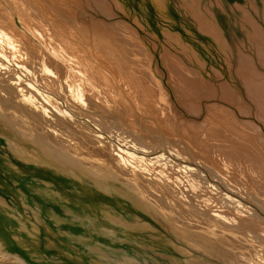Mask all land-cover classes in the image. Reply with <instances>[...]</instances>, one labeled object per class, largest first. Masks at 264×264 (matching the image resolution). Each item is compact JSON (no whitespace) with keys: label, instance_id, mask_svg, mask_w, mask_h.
Returning a JSON list of instances; mask_svg holds the SVG:
<instances>
[{"label":"bare ground","instance_id":"bare-ground-1","mask_svg":"<svg viewBox=\"0 0 264 264\" xmlns=\"http://www.w3.org/2000/svg\"><path fill=\"white\" fill-rule=\"evenodd\" d=\"M151 1L168 13V0ZM129 2L0 0V129L13 137L21 157L73 175L75 168L98 175L99 188L136 201L139 194L182 228L193 247L224 264H264V218L236 197L264 210V129L216 103H206L200 123L180 119L137 28L120 18L128 15ZM248 19L261 38L250 41L264 66V27ZM135 23L145 28L138 18ZM212 25L201 29L218 38ZM165 34L176 40L169 30ZM223 42L231 48L226 36ZM187 46V57L204 68ZM241 49L236 71L264 125V73ZM162 57L175 87L189 93L181 95L192 114L200 115L203 97L216 95L237 104L245 117L254 114L228 81L214 84L167 48ZM6 263L26 264L2 252L0 243V264Z\"/></svg>","mask_w":264,"mask_h":264},{"label":"rangeland","instance_id":"rangeland-1","mask_svg":"<svg viewBox=\"0 0 264 264\" xmlns=\"http://www.w3.org/2000/svg\"><path fill=\"white\" fill-rule=\"evenodd\" d=\"M151 3V0H134L128 4V15H119L137 28L152 54L155 78L168 94L180 119L200 123L207 114L206 105L216 103L233 109L240 119L253 120L264 129L255 116V103L236 71L238 51L242 48L244 53L255 58L258 69L264 73L250 36L258 43L262 41L248 19L255 17L264 27V0H168L166 16ZM237 3L245 8L238 7ZM210 11L216 17H212ZM89 12L106 19L98 11ZM136 18L145 28L136 25ZM203 23L214 24L220 33L218 38L206 34L201 29ZM167 29L178 43L165 34ZM224 36L230 42L229 49L224 45ZM182 45L196 50L198 58L205 63L204 68L187 57ZM165 48L182 58L185 65L198 67L214 84L228 81L238 90L243 102L253 108L254 114L245 117L237 104L219 95L210 99L203 97L200 101L203 112L192 114L183 104L185 97L181 95L189 93L178 89L171 81V72L162 57ZM214 68L222 75L219 76ZM19 138L21 144H33L24 137ZM13 141V137L0 129L2 252L18 255L26 264H190L198 259L207 264H224L193 247L183 237L182 228L146 203L139 194L136 201L130 194L99 188L96 183L101 177L98 175H84L76 168L73 169L76 175H73L69 170L61 172L39 161L28 160L14 152ZM197 167L205 171L203 166ZM216 180L213 182L218 186L223 185ZM236 194L264 218V210L257 203Z\"/></svg>","mask_w":264,"mask_h":264}]
</instances>
